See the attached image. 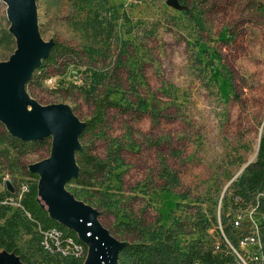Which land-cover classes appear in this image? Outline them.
<instances>
[{"label":"rangeland","instance_id":"374dc122","mask_svg":"<svg viewBox=\"0 0 264 264\" xmlns=\"http://www.w3.org/2000/svg\"><path fill=\"white\" fill-rule=\"evenodd\" d=\"M32 3L39 40L78 56L37 73L23 90L28 110L65 106L85 123L106 97L125 108L106 109L80 142L104 169L90 171V186L69 183L65 191L120 239L170 238L183 251L198 239L220 247L226 218L237 244L238 180L264 135V0ZM11 28L0 0V66L17 51ZM6 132L0 123V136ZM53 140L27 153L0 141V195L8 183L16 188L7 216L20 218L11 235L23 264L70 258L18 211L19 189L35 181L26 171L50 158Z\"/></svg>","mask_w":264,"mask_h":264},{"label":"water","instance_id":"95a60500","mask_svg":"<svg viewBox=\"0 0 264 264\" xmlns=\"http://www.w3.org/2000/svg\"><path fill=\"white\" fill-rule=\"evenodd\" d=\"M4 1L8 4L11 31L17 38V51L8 63L0 66V122L11 135L23 141H42L54 136L50 158L30 170L40 175L37 201L52 219L75 231L87 245L89 259L87 256L84 264H118L124 243L99 222L98 212L65 191L66 185L79 174L77 153L85 123L65 106L32 111L27 108L23 90L54 41L45 44L39 40L32 0ZM7 186L13 191L11 184ZM21 262L12 253H0V264Z\"/></svg>","mask_w":264,"mask_h":264},{"label":"trees","instance_id":"16d2710c","mask_svg":"<svg viewBox=\"0 0 264 264\" xmlns=\"http://www.w3.org/2000/svg\"><path fill=\"white\" fill-rule=\"evenodd\" d=\"M77 56V52L72 47L54 41L48 56L35 69L32 77L27 81L26 86L32 83L37 73L44 71L48 65H54L61 60L69 66L75 63L71 61L73 58H77ZM108 108H118L120 111H125V108L111 101L109 97L103 99L96 105V111L92 119L85 122V128L80 135V142L84 139L89 129L104 122L105 110ZM0 141L8 142L21 153H27L33 145L43 140L27 142L14 137L7 131L5 136H0ZM77 165L79 167L78 177L72 179L69 183L84 186H90L89 174L91 170L104 169V164L100 163L96 156L92 154L91 149L85 145H82L77 153ZM26 174L35 181L31 185H27L28 190L24 193L20 201L18 211L38 226L40 232L56 229L62 233L64 238H71L79 243L83 247L82 255L69 258L66 264H84L88 253L87 245L78 237L75 231L52 219L49 213L41 207L37 201L40 175L30 170H27ZM238 185L241 187V192L237 194L236 198H242L245 201L250 200L252 193L264 188V135L260 139L256 161L247 166L245 174L238 180ZM15 194L16 188L13 187V191H6V196L0 195V248L8 253L19 256L20 260L24 262L11 235V230L18 226L20 218L17 214L8 217L9 205L3 203L7 200L6 197H13ZM262 211L264 212V207ZM262 225V234L264 237V223ZM222 226L223 232L228 238L232 226L231 224H227L226 218L222 220ZM115 238L124 243L119 253L118 264H236L235 256L228 248L223 236V245L218 247V249L216 246H211L207 242L198 239L189 244L184 251L179 249L170 238H147L143 234H139V236H136L132 240ZM233 245L237 246V244ZM224 248L226 250H223Z\"/></svg>","mask_w":264,"mask_h":264},{"label":"built area","instance_id":"2783aa9c","mask_svg":"<svg viewBox=\"0 0 264 264\" xmlns=\"http://www.w3.org/2000/svg\"><path fill=\"white\" fill-rule=\"evenodd\" d=\"M28 190L27 186L19 189L21 193L20 201L24 193ZM251 202L244 199L236 198V202L240 201L241 205L238 209L239 215L232 218L231 223L234 228H241L243 232H239L237 246H234L223 232L222 223L219 228L222 236L228 245V248L235 256L236 264H264V241L262 234V224L264 223V188L258 189L250 198ZM3 203L9 204V200ZM238 205V203H237ZM47 246H52L56 252H62L69 257H79L82 255L83 247L71 238H64L62 233L56 229L41 231ZM218 249V247H217Z\"/></svg>","mask_w":264,"mask_h":264},{"label":"bare ground","instance_id":"6f19581e","mask_svg":"<svg viewBox=\"0 0 264 264\" xmlns=\"http://www.w3.org/2000/svg\"><path fill=\"white\" fill-rule=\"evenodd\" d=\"M79 234V233H78ZM89 259V256H88V258H87V260Z\"/></svg>","mask_w":264,"mask_h":264}]
</instances>
